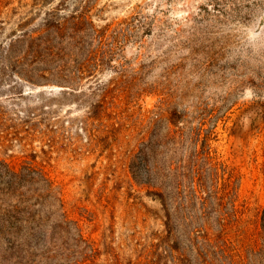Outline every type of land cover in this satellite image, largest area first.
Returning a JSON list of instances; mask_svg holds the SVG:
<instances>
[{"label":"rangeland","instance_id":"rangeland-1","mask_svg":"<svg viewBox=\"0 0 264 264\" xmlns=\"http://www.w3.org/2000/svg\"><path fill=\"white\" fill-rule=\"evenodd\" d=\"M76 11L101 36L83 51H7ZM160 105L170 122L213 114V155L242 211L221 238L169 235L132 176L151 139L149 165L163 162ZM263 147V1L0 0V264H264Z\"/></svg>","mask_w":264,"mask_h":264},{"label":"trees","instance_id":"trees-1","mask_svg":"<svg viewBox=\"0 0 264 264\" xmlns=\"http://www.w3.org/2000/svg\"><path fill=\"white\" fill-rule=\"evenodd\" d=\"M98 37L101 39L100 31L86 12L76 11L62 18L52 13L38 32L14 37L7 51L15 53L24 46L44 47L53 54L64 52L68 46L83 51L87 39L97 40ZM165 112L162 105L153 111L155 121L165 122L163 141L161 146L157 145L163 162L149 165V152H157L151 139L137 152L138 164L131 162L132 176L138 183L151 188L152 195L161 202L169 235L189 232L191 236L196 234L206 239L211 231H215L221 238L229 229L238 226L242 211L236 206V179L213 155L210 144L216 136L213 114L208 116L207 110L198 108L197 117L189 118L185 113L176 116L177 122H170ZM262 168L264 171V147ZM8 175L10 182L21 177V173L15 171ZM1 181L7 184V181ZM44 181L46 190L61 202L53 192L52 182L45 177ZM61 217L65 219V213Z\"/></svg>","mask_w":264,"mask_h":264}]
</instances>
